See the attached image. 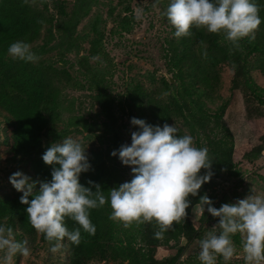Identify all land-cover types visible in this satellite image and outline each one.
<instances>
[{
    "label": "rangeland",
    "instance_id": "rangeland-1",
    "mask_svg": "<svg viewBox=\"0 0 264 264\" xmlns=\"http://www.w3.org/2000/svg\"><path fill=\"white\" fill-rule=\"evenodd\" d=\"M29 1L53 20L51 25L41 31V38L31 45L39 59L30 63L51 64L58 70H65L70 77V84L64 81L60 86L57 137L49 139L50 145L72 137L87 146L86 155L102 150L106 153L118 185L130 181L131 169L110 154L122 144L130 145L131 133L135 131V127L130 124L131 118L149 122L151 116L146 106L144 109L131 110L127 105V94L139 85L148 95L147 102L150 99L169 105L172 100H179L182 86L188 80L186 76L177 78V71L171 69L173 47L178 51L182 49L179 42L183 36L177 38L174 27L161 14L168 0H161L158 6H154V0ZM59 6L75 23L74 30L68 35L57 29L63 20L68 19L60 16ZM137 9L143 10L140 18H137ZM123 23H126L127 31L122 29ZM69 35H72L73 40L71 47L67 45ZM47 38H51V41L49 47H44ZM93 39H97L104 53L95 60L89 56L90 41ZM6 60L21 61L11 56ZM255 62L252 55L238 68L223 66L219 72L217 97L202 98L204 113L221 117L234 141V173L215 180L209 193V199L217 209L222 204L243 199L252 192L264 193V75L254 67ZM86 66L102 80L107 96L114 100L113 120L103 115L94 99L96 92L88 89L90 75L86 72ZM164 82L169 84V89ZM167 124L175 125L182 135H191L195 147L205 146L203 135L197 131L191 133L182 120L174 119ZM210 126V129L214 128L213 124ZM10 134L11 128L4 116L0 115V196L21 193L9 183V176L13 173L20 171L29 176V167L11 158ZM213 136L223 138L224 134L214 129ZM200 207L193 209L191 220L196 228H200L201 237L192 241L181 238L177 243L158 247L155 252L158 263L172 258L179 249H183L175 264H201L198 260L199 242L218 223L219 218L201 221ZM206 207L204 213H208ZM117 221L123 229L137 234L139 222L134 221L125 226L123 222ZM14 234L18 241L26 240L31 251L28 257L18 255L16 264L69 263L66 241L63 242V249L54 254L49 251L50 246L42 244L37 237L31 240L19 236L20 232L16 229ZM233 240L239 255L234 256L228 264H245L241 234L237 233ZM89 264L117 263L92 261ZM217 264H225L222 257H218Z\"/></svg>",
    "mask_w": 264,
    "mask_h": 264
},
{
    "label": "trees",
    "instance_id": "trees-1",
    "mask_svg": "<svg viewBox=\"0 0 264 264\" xmlns=\"http://www.w3.org/2000/svg\"><path fill=\"white\" fill-rule=\"evenodd\" d=\"M255 2L260 8L259 15L264 20V0ZM58 10L60 16L68 19L63 20L57 29L68 35L74 30L75 23L69 20L68 14L61 6ZM52 22L53 20L38 11L29 0H0V115L4 116L11 128V158L29 167L28 175L33 181L42 182L51 179V166L45 165L41 157L50 146L49 139L57 137L60 86L64 81L70 84V77L65 70H58L51 64L8 62L6 59L9 56L7 49L13 42L23 40L32 45L41 38V31ZM126 26V23L122 24L124 31L128 30ZM71 36L68 37V47L73 44ZM96 40L90 41L89 56L92 58L104 55ZM50 41L51 38H47L44 47H49ZM179 45L182 47L180 51L173 47L171 69L177 71V78H188L182 86L179 100L174 99L169 105L150 99L147 102V93L141 86L136 85L127 94V105L131 110L144 109L146 106L151 116V121L146 123L150 125L163 126L169 121L180 119L191 133H201L205 141L203 147L208 148L209 156L213 159L210 169L213 175L210 181L202 185L196 196L190 194L187 197L190 205L186 209V217L179 223H174L163 234V239L155 238L154 234L159 231V226L154 220L140 223L137 234L123 229L117 220L110 219L112 209L108 203L90 210V220L96 227L94 235L88 234L77 222L65 217L69 231L76 228L81 231L78 246L65 239L68 245V264H89L92 261L117 264H175L183 249H179L172 258L158 263L155 258L157 248L167 246L171 242L177 243L181 238L187 241L200 238L201 230L196 228L191 220L193 209L200 206L201 196L207 195L209 198L215 180L234 173L233 136L221 117H211L204 113L202 98L217 97L219 72L223 66L238 68L252 55L256 59L254 67L264 75V22L255 31L254 40L244 38L238 45H234L223 33H210L204 27L195 26L190 29V35L181 38ZM88 69L87 67L86 72L90 75L88 89L96 92L94 99L103 115L108 120H113L114 100L107 96L102 80ZM164 83L169 89V84ZM210 124H213L214 128L210 129ZM214 129L221 130L224 137L213 136ZM201 147L200 145L197 148ZM87 157L91 167L89 171L80 174L79 182L85 187H90L89 181L100 185L107 197L108 190L119 185L108 164L106 153L97 150ZM204 174V169L198 173ZM38 189L39 184L36 190ZM21 195L22 193L0 196V223H7L14 232L16 229L20 232L19 236H26L31 240L37 237L42 244L51 247L44 235L38 233L30 224L25 211L26 205L20 203ZM200 220L211 221L213 218L204 213Z\"/></svg>",
    "mask_w": 264,
    "mask_h": 264
},
{
    "label": "clouds",
    "instance_id": "clouds-1",
    "mask_svg": "<svg viewBox=\"0 0 264 264\" xmlns=\"http://www.w3.org/2000/svg\"><path fill=\"white\" fill-rule=\"evenodd\" d=\"M161 0H154L158 6ZM255 0H168L162 11L174 35L179 38L190 35L194 26L204 27L210 33H223L234 45L244 38L255 39V31L264 22ZM143 15L137 9V18ZM7 53L14 59L36 62L39 57L32 46L23 41L13 42ZM99 59V57H93ZM130 124L137 130L131 133V143L122 144L111 156L131 169L132 179L108 190L104 195L100 185L89 181L90 187L79 182L81 173L91 165L86 147L72 137L53 142L42 154L45 165L51 166V179L33 181L17 171L9 176V183L21 192L20 203L26 205V213L32 227L44 235L57 253L67 239L74 245L81 241L80 228L69 231L65 217L77 222L90 235L96 232L90 220V210L110 205V219L128 226L132 222H152L159 226L155 238L163 239L174 223L186 217L190 201L203 184L210 181L212 158L207 147L194 146L191 135H179L175 125H150L143 119L131 118ZM2 158V157H0ZM201 169L206 174L198 175ZM39 184L38 191L36 190ZM93 188L95 190H93ZM31 197V199H29ZM200 211H206L218 223L199 242L198 260L201 264H217L222 257L225 264L238 256L233 236H242V252L245 264L264 262V193H253L234 203L213 207L207 195L200 197ZM28 242L18 241L13 228L0 223V264H16V257L31 254Z\"/></svg>",
    "mask_w": 264,
    "mask_h": 264
}]
</instances>
